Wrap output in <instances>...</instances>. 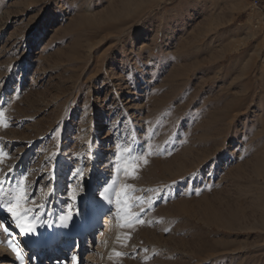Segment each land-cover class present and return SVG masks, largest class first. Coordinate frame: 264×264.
<instances>
[{"label":"rangeland","instance_id":"374dc122","mask_svg":"<svg viewBox=\"0 0 264 264\" xmlns=\"http://www.w3.org/2000/svg\"><path fill=\"white\" fill-rule=\"evenodd\" d=\"M263 30L253 0H0L20 264H264ZM8 241L0 226V264Z\"/></svg>","mask_w":264,"mask_h":264},{"label":"snow or ice","instance_id":"6c2138e0","mask_svg":"<svg viewBox=\"0 0 264 264\" xmlns=\"http://www.w3.org/2000/svg\"><path fill=\"white\" fill-rule=\"evenodd\" d=\"M3 117H4V112L0 111V118H3ZM3 126L7 127V124L5 123V124H3ZM144 162L147 163V160H145ZM129 187H131V186L130 185H124L121 188L120 192H123V193L126 194V189H128ZM14 191H15L16 194L13 196L12 201L7 203L6 210H7V212L9 214H11L12 219L16 222L17 226L20 228L21 233L28 234V232L34 231V225L31 224V223H28V224L23 223L22 221H23L24 215H26V211L24 213H21L19 211V209L21 207V202L25 200L26 191H25V189H24L22 184L18 185L17 189H15ZM106 191H107V189H106ZM151 191H155V190L153 189ZM196 194L199 195V192H197ZM76 195H77V193L75 192V190L70 192V196L74 200L76 199ZM117 195L119 196L120 193H117ZM136 202L137 203L144 202V197H138ZM118 203H119V200H118ZM147 204H148V208L147 209L141 207L140 213H128V215H134L135 218H136V221L138 223L143 224L144 221L140 219V214L144 213L147 210H150V208L152 207L153 202L151 200H148ZM77 214H79V213L77 212ZM71 218H72V211L70 209L67 217L66 218H62V220H65V219L66 220H71ZM63 226L64 227H68L67 222H64ZM3 228H4V230H7L8 226L7 225H3ZM167 231H169V229L166 228L165 232H167ZM8 246L12 249L13 252L16 253L17 258L22 260L20 252L18 251L17 247L14 246V244L11 241L8 242ZM116 255L120 256V255H122V253L117 252Z\"/></svg>","mask_w":264,"mask_h":264},{"label":"bare ground","instance_id":"6f19581e","mask_svg":"<svg viewBox=\"0 0 264 264\" xmlns=\"http://www.w3.org/2000/svg\"><path fill=\"white\" fill-rule=\"evenodd\" d=\"M146 46V45H145ZM106 138H108V136H105V138H104V140L106 139ZM0 215H3V209L0 207ZM3 225H7L8 226V229L7 230H4V228H3ZM98 225H99V222L97 221L94 225H93V227L92 226H89L88 228H87V232H89V229H91L92 228V230H96L97 229V227H98ZM0 226H1V228L3 229V231L5 232V234L8 236V238H9V241H11L13 244H14V246H16L17 247V249H18V251L20 252V254L21 255H23V257L25 256H27L28 255V252L26 251V250H24V248H25V246L21 243V240H20V238H21V235H22V233L20 234V233H18V231H16V227L17 226H14V225H11V224H9V222H0ZM84 230V228L83 227H81V228H78L76 231H73V232H70L69 234H68V237H67V239H69L70 241H72V240H78V243H79V245L80 244H82V240H79L80 239V237L82 236H84V233H82V231ZM91 231V230H90ZM19 232H21V231H19ZM91 234V233H90ZM97 236V233L96 232H94V234H93V236ZM92 236V235H91ZM32 237V236H31ZM30 237V234H29V239H33L34 237H32L31 238ZM92 238V237H91ZM31 240H29V241H31ZM86 240V239H85ZM88 240V239H87ZM2 241V240H1ZM8 241V242H9ZM92 241H94V238H92L91 239V242ZM28 242V241H27ZM39 241L37 240V243H38ZM44 251H43V253L42 254H46V256H48V255H51V254H53V251L55 250V247L53 246V241H50V240H46L44 243ZM1 245V244H0ZM8 245V244H7ZM2 246V245H1ZM2 248V247H1ZM4 248V247H3ZM2 248V249H3ZM56 251H58V249L60 248V246H59V244L56 246ZM63 248H64V246H63ZM4 251L7 253L6 255H4V257H6V256H8V258H9V260H10V262H11V264H20V262H19V259L17 258V256H16V253L15 252H13L12 251V249L9 247V246H6L5 248H4ZM42 254L40 255V254H36V256H35V262H38V261H40L39 260V258H41L42 259ZM55 254V253H54ZM56 264H58V263H56Z\"/></svg>","mask_w":264,"mask_h":264},{"label":"built area","instance_id":"2783aa9c","mask_svg":"<svg viewBox=\"0 0 264 264\" xmlns=\"http://www.w3.org/2000/svg\"><path fill=\"white\" fill-rule=\"evenodd\" d=\"M254 5L259 8V10L264 15V0H253ZM263 42H264V30H263Z\"/></svg>","mask_w":264,"mask_h":264}]
</instances>
